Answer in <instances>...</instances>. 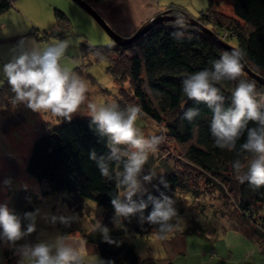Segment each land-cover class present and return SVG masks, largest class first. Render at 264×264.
Listing matches in <instances>:
<instances>
[{
    "label": "trees",
    "instance_id": "16d2710c",
    "mask_svg": "<svg viewBox=\"0 0 264 264\" xmlns=\"http://www.w3.org/2000/svg\"><path fill=\"white\" fill-rule=\"evenodd\" d=\"M16 1L0 0V15L14 8ZM85 1L97 5L112 0ZM209 3L210 8L193 20L210 30L224 45L231 49H241L245 54L244 64L247 68L264 79V0H231L232 21L214 9V0H209ZM54 15L58 22V34H71L72 23L69 17L58 9H54ZM48 36L51 34L45 32L42 39ZM226 51L231 52L191 22L186 27H179L173 21L154 26L126 46L114 42L110 46H91L87 43L81 46L83 59L92 57L95 61L107 62L108 75L122 89L117 96L121 108L138 105L141 108L140 119L163 126L165 136H162L165 141L162 140L157 149L164 154H173L172 151L179 149L184 163L181 162L177 170L167 169L158 155H149L144 174L153 167L155 171L165 168L162 174H158V179L162 175L168 182L165 188L159 179L152 195L159 197L160 192H164L172 197L177 190L186 189L184 193L196 199L199 197V189L202 190L206 183L208 189L220 192L223 200L228 201L231 196L230 199L234 200L232 214L252 227L260 252L264 254V215L261 214L264 209V187L254 190L247 182L240 183L231 167L232 162L239 159L244 165L243 172L248 170L252 154L240 152L241 144L246 142L247 130H242L235 151L215 147L210 127L212 111L203 103L196 104L188 100L182 91V81L187 75L203 69L212 70L210 61L219 59ZM241 79L255 81L257 92H264V86L244 70ZM238 82L226 80L219 85L225 97L223 107L231 106V94ZM125 83H128V88ZM13 95L10 86L4 81L0 86V128L4 134L21 127L27 120L26 112L33 114L23 104L13 108ZM187 108L199 109L200 115L192 122L182 119ZM261 110L264 111V108ZM90 119L75 117L70 122L64 120L58 126H53L49 121L37 124L33 133L34 142L23 167L13 156L5 153L4 170L0 172V204L7 203L10 189L23 174L39 185L44 198L67 194L73 199L70 206L76 208L81 207L82 200H93L109 211L102 226L110 229L113 239L123 243L117 247L103 242L96 229L82 236L98 246L103 261L142 264L137 247L128 241L129 236L135 234L137 237L148 238L155 235L154 226L147 223L141 226L134 217L130 223L125 220L123 228L112 227L115 210L111 199L115 185L113 181L101 176L96 163L89 158L92 150L98 155L106 154L109 150L90 126ZM248 127L258 125L249 122ZM174 146L177 149L172 148ZM5 180H10L11 185L5 186ZM5 189L8 191L6 195ZM147 211H151V205ZM203 212L206 213V210ZM232 214L218 215L227 218L230 215L232 217ZM216 215L214 219L219 218ZM210 231L204 223L196 222L185 233L204 238ZM9 257V252H6L8 264H13V259ZM165 264L173 263L166 261Z\"/></svg>",
    "mask_w": 264,
    "mask_h": 264
},
{
    "label": "clouds",
    "instance_id": "9594fccd",
    "mask_svg": "<svg viewBox=\"0 0 264 264\" xmlns=\"http://www.w3.org/2000/svg\"><path fill=\"white\" fill-rule=\"evenodd\" d=\"M180 17L173 22L186 27L188 17L184 13H180ZM28 43L30 49L25 48ZM71 44L70 39L47 44L27 37L20 39L10 50L13 53L19 50V54L0 66V78L6 80L14 94L11 104L13 108L23 104L33 113L69 122L77 113L90 117V126L109 150L103 155L92 150L89 158L96 163L102 177L114 182L111 199L115 210L114 225L123 228L125 220L130 223L135 217L141 226L146 223L154 226L153 234L160 240H167L179 227L175 222L178 218L175 201L164 192H160L159 197L151 195L144 186L145 182L151 184L157 177L154 167L147 174L144 170L149 155L156 153L163 140L162 135L156 134L161 130L156 128L147 136L144 134L137 124L141 118L138 105L121 108L112 101L88 100V85L73 67L62 63ZM244 60L241 49L226 51L219 59L210 61L212 70L203 69L187 75L182 81V91L188 100L203 103L212 111L210 127L215 147L235 151L242 130H247L240 152L252 154L248 170L243 172L244 165L239 159L232 162L231 167L240 183L247 182L255 190L264 187V111L261 110L264 92H257L255 81L241 79ZM226 80L239 81L231 94V106L227 108L223 107L225 97L219 86ZM199 115V109L187 108L182 119L192 122ZM249 122H255L258 127L249 128ZM3 183L11 185L10 180ZM160 184L168 187L162 175ZM38 221L46 228L38 229ZM79 221L80 216L75 213L51 215L42 213L39 208L21 217L10 210L7 203L0 204V260H3L4 251H10L17 258L16 264H86L85 256L69 240L68 233L47 231V228L55 230L58 226L70 229ZM96 231L103 242L117 247L123 243L113 239L107 226L98 223ZM33 234H36L35 242L29 239ZM138 254L141 260L148 256L147 251ZM152 255L155 256V252ZM98 264L113 262L99 260Z\"/></svg>",
    "mask_w": 264,
    "mask_h": 264
},
{
    "label": "rangeland",
    "instance_id": "374dc122",
    "mask_svg": "<svg viewBox=\"0 0 264 264\" xmlns=\"http://www.w3.org/2000/svg\"><path fill=\"white\" fill-rule=\"evenodd\" d=\"M156 6L158 7V5ZM159 6L168 8L174 17H179V13H184L191 19H197L201 15V12L207 11L210 8V3L209 0H161ZM54 9L64 12L69 17L72 23L71 34L65 36L58 34L59 27L57 19L54 15ZM214 9L219 14L223 15L225 19L232 21L233 13L231 0H214ZM45 32H48L51 36L42 39ZM226 36L227 35L225 34L224 37ZM25 37L29 39H36L44 44L54 42L55 40L70 39L72 44L67 50L66 57L62 63H66L73 67V70L88 85V93H86L87 99L100 102L112 101L117 103V96L122 89L120 86L115 84L113 79L108 75L107 62L103 60L95 61L92 57L85 60L83 59L81 53V46L83 44L87 43L91 46H110L113 41L97 23V21L75 2L72 0H17L14 8L0 15V66L10 60L13 55L19 54V50H17L16 53L11 52L10 50L20 39ZM25 48L30 49L31 44H26ZM4 81L6 80L0 78V86L4 83ZM125 87L128 88V83H125ZM26 114L27 120L21 127L11 130L7 134H4L0 128L1 173L4 170L3 158L5 153L13 156L21 167L25 165L26 159L30 154L34 142L33 133L35 132V126L37 124L40 125L44 121H49L53 124V126H58L64 121L53 118L48 114L40 115L38 113L30 114L28 112H26ZM75 117L90 119V117L79 113L73 116V118ZM1 122L2 120L0 119V123ZM137 124L146 136L152 133L156 128L161 130L156 133L157 135H164L163 126H159L150 120L139 119ZM172 148L177 149L175 146ZM178 150L172 151L174 152L173 154H164L162 150H158L159 153L156 152L155 155L159 156L162 164L168 167L167 169L177 170L182 163H184L183 160H181ZM164 169L165 168H162V171H165ZM162 171H155L157 177L154 178L151 184L145 182L144 186L147 188L149 194L152 195L154 193L155 187L153 185L159 181L160 178L158 179V176L163 173ZM147 173L148 172H146V174ZM25 176L26 175L24 174L21 176L19 182L15 184L12 189H10L9 194L7 189H5L4 192L5 195L8 194L6 197L8 207L15 214L23 217L24 213L30 211L34 212L37 208H39L42 213H49L51 215L75 213L80 216V220L82 218L81 216L84 215L85 219L83 220L86 224V231H88L90 227L94 228L95 225H98L96 224L98 222L97 220H100V223L102 224L105 222L107 218L106 214L109 213V211L104 206L94 203V201L90 203L88 202V208L86 207L84 214H81L78 210L82 207L76 208L70 206V202L73 201L71 196L61 194L57 197L44 198L39 191V185L34 180ZM208 188V185L204 183L202 190L199 189V199L192 198L187 192L184 193L186 189H179L172 196L175 201L174 207L178 213V218L175 222H178L179 227L169 235V238L167 239L170 241L169 245L173 243L171 239L176 240L175 238L177 234L183 233L188 236V233H185V230L196 222H202L205 224V228L211 230V233L209 232L210 234L208 235L210 240H207L208 238L204 239L207 242L211 241L212 243H215L216 249L217 247L219 249L216 250L218 253V258H216L217 260H220L222 255L227 256L229 249H225L226 245L236 239H245V244L248 243L249 245L252 244L255 246L252 241L249 242L248 240L250 236H253V239H256V235L254 234L252 227L245 225L247 224L246 222L238 219V216L232 214L233 212L231 207L234 204V200L230 199L231 196L228 198V201H225L222 199V194L220 192L217 190L212 191L213 188ZM143 198L146 199L147 194H145ZM203 210H206V213H204ZM208 210L210 212H208ZM211 212L214 213V215H212ZM215 213H231L233 216H225L227 218H224L223 216L221 217V215L219 217V215H216ZM261 214L264 215V209ZM215 215L219 218L214 219ZM180 216H182V219H179ZM42 228H46V226L43 225L41 221H38V229ZM47 231L49 233L56 231L64 232L65 229L58 226L55 230L47 228ZM152 237H155L156 239ZM29 239L32 242H35L36 234H33V236ZM147 239L151 240L150 244H152V247L156 244V240L158 245H163V253L164 248L168 249L166 243L162 244L160 242L162 240H160L157 235L143 238L137 237L135 234H131L128 241L130 243H136V240H138L140 249H143L141 251H147L148 255H152V248H148ZM155 255H159V248L157 245L155 246Z\"/></svg>",
    "mask_w": 264,
    "mask_h": 264
},
{
    "label": "crops",
    "instance_id": "0c3cea01",
    "mask_svg": "<svg viewBox=\"0 0 264 264\" xmlns=\"http://www.w3.org/2000/svg\"><path fill=\"white\" fill-rule=\"evenodd\" d=\"M160 1L161 0H112L108 3L92 5V7L115 33L122 37L129 38L147 22L169 11L168 8L159 6ZM156 5H158V7ZM155 185L156 183L153 186L155 187ZM138 198L139 197H137V199ZM88 202H93V200H82V208L81 211H79L81 214H84L86 207L88 208ZM81 217V222L74 223L71 229H65L64 232L68 233L69 240L80 248L81 253L86 258V264H98L99 260H103L98 246L95 243L87 241L82 236L83 234L87 235L92 233L98 225H95L94 228L90 227L88 231H86V224L83 220L85 216L83 215ZM97 221L96 224L100 223V220ZM112 227L117 228L114 223ZM0 231H2V229H0ZM210 233L208 232L204 238L210 240V237H208ZM204 238L193 234H188V236L183 233L177 234L176 240L171 239L173 243L170 245L169 240L160 241L162 244L166 243L169 249L164 248V253L162 251L163 245H158L157 240L155 241L156 244L154 247H152V244H150L151 238L147 239L148 248H152L153 253L157 245L159 248V255H148V257L142 260V264H165L166 261H171L173 264H264V254L260 252L259 244L256 239H253V236H250L248 240L249 242L252 241L255 246L252 244L249 245L248 243L245 244V239H236L235 241H231L230 244L226 243L225 249H229L227 256L222 255L220 260L216 259L218 258V253L216 251L219 250L218 247L216 249L215 243L211 241L207 242ZM133 244L137 247L139 252L143 250L140 249L138 240H136V243L133 242ZM161 251L162 253L160 254ZM6 252H9V258H12L13 264H16L17 258L13 256L10 251H4L2 253L3 260H0V264H5V262L8 264Z\"/></svg>",
    "mask_w": 264,
    "mask_h": 264
},
{
    "label": "water",
    "instance_id": "95a60500",
    "mask_svg": "<svg viewBox=\"0 0 264 264\" xmlns=\"http://www.w3.org/2000/svg\"><path fill=\"white\" fill-rule=\"evenodd\" d=\"M72 1L75 2L77 5H79L86 12H88L97 21V23L103 28V30L111 38V40L114 43H116V44H118L120 46L129 45V44L133 43L134 41H136L137 39H139L141 36H143L146 32H148L154 26L159 25V24H161L163 22H171V21H174L175 18H176V17H174L172 15V12L171 11L165 12V13L159 15V16H156L155 18H153L149 22H147L133 36H131L129 38H125V37H122V36L118 35L117 33H115L107 25V23L101 18V16L95 11V9L92 7V5H90L89 3H87L85 0H72ZM187 17H188V21L191 22L195 27L199 28L202 31H205L209 36L213 37L215 40H217L218 42H220L222 44V46H224L226 49H229L231 51L233 50L229 46L224 45L221 40H218V38H216L215 35L212 32H210V30H208V29L204 28L203 26L199 25L196 21H194L193 19H191L189 16H187ZM179 18H182V17H180V15H179ZM243 70L250 77H252L257 82H259L262 86H264V79L261 78V77H259V76H257V75H255L253 72H251L247 68V66L245 64H244Z\"/></svg>",
    "mask_w": 264,
    "mask_h": 264
},
{
    "label": "built area",
    "instance_id": "2783aa9c",
    "mask_svg": "<svg viewBox=\"0 0 264 264\" xmlns=\"http://www.w3.org/2000/svg\"><path fill=\"white\" fill-rule=\"evenodd\" d=\"M180 14V13H179Z\"/></svg>",
    "mask_w": 264,
    "mask_h": 264
}]
</instances>
